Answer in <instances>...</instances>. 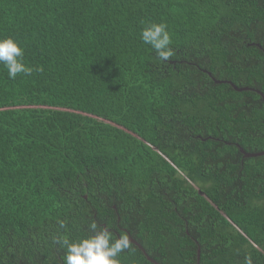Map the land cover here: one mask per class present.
<instances>
[{"label": "trees", "instance_id": "trees-1", "mask_svg": "<svg viewBox=\"0 0 264 264\" xmlns=\"http://www.w3.org/2000/svg\"><path fill=\"white\" fill-rule=\"evenodd\" d=\"M0 36L43 68L0 63V264H64L54 237L92 220L160 264H264V155L239 150H264V101L212 78L264 94V0H0Z\"/></svg>", "mask_w": 264, "mask_h": 264}, {"label": "clouds", "instance_id": "clouds-1", "mask_svg": "<svg viewBox=\"0 0 264 264\" xmlns=\"http://www.w3.org/2000/svg\"><path fill=\"white\" fill-rule=\"evenodd\" d=\"M140 38L151 46L159 60L167 61L174 55L165 23L144 24ZM0 63L7 69L8 78L13 80L18 74L31 76L34 72L43 71L42 66L33 67L25 63L23 48L10 36H0ZM58 223L60 229H66L64 221ZM88 228L89 234L78 240L70 239L66 232L54 237V242L64 249V264H121L118 257L130 248L129 236L124 233L116 235L96 220H92ZM244 264H252L250 255H245Z\"/></svg>", "mask_w": 264, "mask_h": 264}, {"label": "water", "instance_id": "water-1", "mask_svg": "<svg viewBox=\"0 0 264 264\" xmlns=\"http://www.w3.org/2000/svg\"><path fill=\"white\" fill-rule=\"evenodd\" d=\"M256 45L259 48H261V46L259 44H256ZM205 72H207V71H205ZM207 73H208V75L212 76L210 72H207ZM212 78L214 79L215 83H228V84H230L237 91L253 90V91L257 92L261 96L262 100L264 101V94L261 91H259L258 89H253V88H250V87H238L234 83H232L231 81H228V80H216L214 77H212ZM239 150H240V152H242V154H243L244 157H255V156L264 155V150H261V151H258V152H245L243 150V148H241L240 146H239ZM129 240H130L131 243H134L135 245H137V247L144 253V255L146 256V258L150 262H152L154 264H160V263L156 262L155 260H153L151 257H149L147 255L146 251L143 249V247L137 241H135L131 237H129ZM199 259H200V252H199V249H198L197 250V264H199Z\"/></svg>", "mask_w": 264, "mask_h": 264}, {"label": "rangeland", "instance_id": "rangeland-1", "mask_svg": "<svg viewBox=\"0 0 264 264\" xmlns=\"http://www.w3.org/2000/svg\"><path fill=\"white\" fill-rule=\"evenodd\" d=\"M144 249V248H143ZM148 255V254H147Z\"/></svg>", "mask_w": 264, "mask_h": 264}]
</instances>
